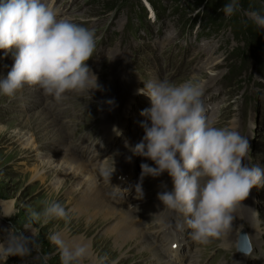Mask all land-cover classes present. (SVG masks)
I'll list each match as a JSON object with an SVG mask.
<instances>
[{"label": "rangeland", "instance_id": "1", "mask_svg": "<svg viewBox=\"0 0 264 264\" xmlns=\"http://www.w3.org/2000/svg\"><path fill=\"white\" fill-rule=\"evenodd\" d=\"M141 1L48 0L60 17L94 30L99 37L94 64L91 59L88 66L98 77L102 89L90 94L71 93L59 103L44 93H35L40 97L31 93L30 90L40 89L37 86L25 85L14 98L0 94V236H6L3 230L14 224L22 231H29L26 233L29 236L36 231L39 243L38 251L25 257H9L6 264H61L59 250L48 240L55 226L44 227L45 224L31 222L29 218V210L40 211L48 193L54 187L57 189L62 180V175L58 176L56 170L49 173L50 179L45 184L38 178L43 160L34 149L40 147L45 151L50 147L48 135L41 131L40 123L46 119L49 123L54 122L60 132L57 135L64 136L72 149L76 159L73 168L77 169L69 172L70 179L74 181L78 174L83 176L86 171L96 176L100 173V161L107 159L109 154L114 155L106 152V142L100 135L102 125L123 119H130V124L135 114L138 118V108L141 112L151 108L150 98L138 93L139 89L144 88V83L151 79L167 78L181 82L191 78L201 82L204 105L208 108L206 115L211 117L214 112V117H217L213 120H220L216 126L230 127L247 137L250 159L246 158L244 164L248 167L258 164L264 168V29H260L248 15L251 11L264 14V0H248L249 4L240 0L241 11L230 17L221 11L228 0H153L158 5V19L150 18V13L145 18ZM243 20L257 30L252 37L243 32L244 29H239L241 25L243 27ZM200 50L205 57L196 71V65L188 59ZM13 64V54L0 51V78L7 77ZM188 69L189 73L186 72ZM221 91L225 96H221L222 103H219L220 99L216 100L214 96L217 94L219 97ZM108 100H113L114 104L109 105ZM214 102L219 104L216 106ZM144 122L150 125V120L143 117L138 122L137 132H131L128 124L126 135H122L116 150L121 148L122 151L128 148L126 144L135 146L140 142L145 135L141 126ZM92 124L98 139L96 146L89 144L96 135L85 138ZM20 126L26 130L32 127L33 138L26 143L14 137V132ZM110 159L104 162L109 172L112 170ZM142 163L156 167L150 159L135 155L134 177L130 181H117L124 186L118 194L104 185L103 175L100 174L102 185L99 186L104 193L122 209L125 207L124 211L134 209L138 215L133 225L125 226L122 225L125 221L121 212L112 209L114 217L103 221L100 227L102 232L112 233L120 224L124 232H137L136 239L131 236L109 264L120 261L128 264H166L169 260L150 241L142 244L141 232L142 235L155 236L159 230L157 218L153 215L154 200L150 201L151 204L142 205V197L136 191L137 183L149 182L150 178L145 176L141 180ZM78 164H81L79 171ZM119 175L112 173L114 181ZM135 179L136 183L133 184ZM173 188L174 185L171 190ZM128 191H131L129 196ZM253 194L252 203L250 194L249 200L241 204L238 223L234 217L231 230L219 239L200 244L190 238L187 229H172L173 233H178L177 241L173 239L179 246V259H188L186 264L190 263L192 257L186 254L190 246L195 250L192 254L195 260L203 261L202 264H214L219 249L231 252L230 259L236 252L239 253L245 259L244 264H264V188H253ZM169 214L178 222L182 220L178 213L172 211L166 212V218ZM162 220L165 222V219ZM145 222L146 227L143 226ZM242 231L247 234L250 245V251L245 254L238 251L237 245ZM169 235L173 237L170 232ZM96 236L97 233L92 238ZM230 241H234L231 247L225 245ZM217 264H227V260L221 256ZM237 264H242V261L238 260Z\"/></svg>", "mask_w": 264, "mask_h": 264}, {"label": "clouds", "instance_id": "2", "mask_svg": "<svg viewBox=\"0 0 264 264\" xmlns=\"http://www.w3.org/2000/svg\"><path fill=\"white\" fill-rule=\"evenodd\" d=\"M221 11L226 17L233 16L241 11L240 0H228ZM248 15L264 29V14L251 11ZM98 40L94 30L60 17L47 0H0V51L14 56L7 77L0 78V94L14 98L25 85L37 86L59 103L71 93L101 90L88 66ZM144 85L138 93L150 98L151 108L141 115L150 125L142 123L143 139L126 147L156 165L142 163L141 180L165 172L172 178L173 190L164 185L165 190L157 194L164 210L154 217L162 222L165 212L178 213L182 220L176 227L187 229L190 238L200 244L227 235L240 203L253 188H264V168L243 163L250 158L248 138L230 127L216 126L206 115L204 89L198 80L151 79ZM107 159L100 161V173L111 178L115 168L105 169ZM136 191L143 195L141 185ZM72 211L55 200H45L40 211L29 210V218L34 223L55 219L68 224ZM28 232L14 224L3 230L7 235L0 236V264L39 250L36 234L29 236ZM48 240L59 250L61 264H84L94 256L89 243L69 241L60 231L50 232ZM105 260L97 257L96 264H105Z\"/></svg>", "mask_w": 264, "mask_h": 264}, {"label": "bare ground", "instance_id": "3", "mask_svg": "<svg viewBox=\"0 0 264 264\" xmlns=\"http://www.w3.org/2000/svg\"><path fill=\"white\" fill-rule=\"evenodd\" d=\"M30 91H31V93H34V95L37 97H40V96L38 94H35V93H39L40 95L43 94V91L41 89H38V91L37 90H30ZM39 121H41V120H39ZM32 122H30V123H32ZM40 124H41L40 126L42 127V129L39 127L41 129V131L48 135L50 147H49V150H45V151L42 150L40 147L37 150L34 149L36 154L41 155L40 157L43 160L42 161V168L38 174V178L41 179L45 184L50 179L49 173H51L52 171L56 170L55 172L58 174V176L62 175V180L60 181V184H58V188L57 189H55V187L52 188L53 191L48 193L46 200H55V201L61 203L62 205L67 206L68 208H71L73 210L72 211V220L70 223L65 224V222L62 220L53 219L48 224H45L44 227L52 224L55 226V229H53L52 232H55V231L62 232L65 239H67L69 241H84V242L89 243L91 245L92 250H93L94 256L91 259H86L84 261V264H96V258L97 257H106L105 264H109L110 262L112 263L116 252L118 250H120L121 247L125 243L129 242V238L131 236H132L131 238L136 239L137 232H134L133 229H132L133 232L122 231L121 230L122 226L120 223H119L120 225L117 224L118 226L116 227V229L112 233L106 232V231L102 232L101 231L102 229H100V227H101L103 221L110 218V216H112L114 214L112 209L113 210L116 209L117 213L121 212V216L123 215L122 218L125 221L122 223V225H125V226H131L133 221L137 220V219H135L136 217H138L137 212L134 209L133 210L127 209V211H124L125 207H124V209H122L121 205H119L116 201H114V199L111 200V198L104 193L103 189H101V187L99 186V185H102V182H100L101 181L100 180L101 179V176H100L101 173H97V175H96L97 177H96V176L91 175L90 172H89V174H87V171H86L85 173H83L84 174L83 176H80L78 174L77 178L74 181H73V179H70L68 176L69 172L70 171L73 172L75 169H77V168H73V163L76 164V159H75V156L72 152V149L69 147L67 140H65L64 136L57 135L58 128L54 125L55 124L54 122L49 123L46 119V120L42 121ZM31 131H32V127H29L26 130V128L24 126H20L14 132L15 136L14 135L13 136L15 138H20L19 141L21 143L22 142L26 143L30 139L33 138V135H31ZM26 145L29 146V143H27ZM77 166L79 167L78 168V171H79V169H81L80 168L81 164H78ZM83 170H84V168H83ZM83 170H82V172H83ZM53 174H55V173L53 172ZM56 177H57V175H56ZM62 192H64V193H62ZM124 205H125V203H124ZM8 215L9 214H7V216ZM125 216H127V217L125 218ZM247 216H249V215H247ZM112 217H114V216H112ZM117 219H115V220H117ZM165 223L166 222H163L159 225V230L155 236H151V235H148L145 233L142 235V232H141L142 244L149 242L151 240V238L154 237V238H158L160 240H163L161 243V246H160L163 250L164 249L169 250L173 246V244L177 243L174 241L173 237L171 235H169V232L166 233V230L164 229ZM32 232L37 235L36 231H32ZM96 233L98 234V236H96V238H92V236ZM139 233H140V231H139ZM245 235H246V237H245ZM241 236H243L245 243H246V246H249V250H250L249 240H248L247 234H245V231H242L240 233L238 240L240 239ZM168 242H171L170 248H167ZM177 246H178V244H177ZM160 247L157 249H160ZM177 250H178L177 256H178V258H180L181 255L179 252V246H178ZM249 250H246L245 253H248ZM238 251L242 254H245V253H243V248L240 249L239 245H238ZM148 252H149V249H148ZM154 253H156V252L154 251ZM153 257H155V256H153ZM159 259H161V258H159ZM167 262L168 263H166V264H169V263L171 264L170 260H167ZM118 264H128V263L125 261H120ZM155 264H157V263H155Z\"/></svg>", "mask_w": 264, "mask_h": 264}, {"label": "trees", "instance_id": "4", "mask_svg": "<svg viewBox=\"0 0 264 264\" xmlns=\"http://www.w3.org/2000/svg\"><path fill=\"white\" fill-rule=\"evenodd\" d=\"M151 3L154 5V7H156V4L153 0H150ZM140 2V1H139ZM243 3H248V0H243ZM249 4V3H248ZM242 24V23H241ZM254 26L250 23H246L245 20H243V27L242 25L240 26V30L244 29L243 32H245L247 35H250L252 37V35L257 31L256 29L253 28Z\"/></svg>", "mask_w": 264, "mask_h": 264}]
</instances>
